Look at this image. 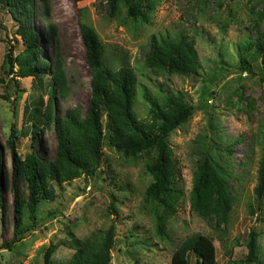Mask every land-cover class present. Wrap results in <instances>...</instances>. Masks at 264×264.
<instances>
[{
	"label": "rangeland",
	"instance_id": "374dc122",
	"mask_svg": "<svg viewBox=\"0 0 264 264\" xmlns=\"http://www.w3.org/2000/svg\"><path fill=\"white\" fill-rule=\"evenodd\" d=\"M106 2L48 0L47 16L36 4L35 26L45 36L43 56L51 61V69L60 64L67 81L64 95L56 88L53 111L63 117L70 108L85 111L89 103L90 69L79 30V23L86 24L103 45L105 63L114 68L126 64L136 73L133 111L138 120L149 119L144 89L155 96L181 92L184 103L191 106L188 120L167 137L181 170L180 204L167 221L165 235L159 237L154 204L145 201V190L152 180L144 159L125 157L105 145L95 175L56 186L54 201H42L37 206L36 227L9 249L4 245L13 237V196L10 187L4 190L0 264H43L45 250L64 240L68 232L83 239L98 230L106 231L110 225L115 230L110 264H171L175 249L195 234L213 239L219 264L239 262L247 254L250 230L258 235V257L264 261V199L259 207L254 192L264 132V81L259 79L258 59L252 62L249 74L241 71L238 56L239 44L253 41L258 32H264V21L257 20L264 0H159L147 23L130 19L124 6H119L117 16L109 17ZM48 25L55 27V34L47 31ZM16 29L0 3V67L11 48L14 54L23 50ZM166 35H186L194 41L200 64L196 75L181 77L145 67L143 59L150 38ZM50 83L49 76H43L42 81L17 79L0 70V96L6 98L0 99V148L8 181L11 163L7 139L11 127L17 133L18 154L24 156L31 151L33 134L42 129L34 150L49 159L54 156L55 135L43 123ZM203 157H208L228 182L234 199L227 224L217 231L214 221L190 209L192 177ZM19 190L27 199L25 185L20 184ZM24 222L30 224L27 211ZM72 254L73 250L59 246L50 264H68ZM188 260L195 264L192 254Z\"/></svg>",
	"mask_w": 264,
	"mask_h": 264
},
{
	"label": "trees",
	"instance_id": "16d2710c",
	"mask_svg": "<svg viewBox=\"0 0 264 264\" xmlns=\"http://www.w3.org/2000/svg\"><path fill=\"white\" fill-rule=\"evenodd\" d=\"M73 1L77 3L84 0ZM201 1L209 3L211 0ZM0 3L16 23L15 35L23 45V50L18 54H14L12 48L7 52L0 70L17 79L42 81L43 76L50 77L43 123L53 131L56 140L53 158L44 157L34 150L36 137L43 132L42 129L36 130L32 137L31 151L21 156L16 151L17 133L11 127L7 139L11 163L10 181L0 148V206L5 189L10 187L13 196V237L4 247L12 248L36 227L37 206L42 201H54L56 186L61 187L81 176L95 175L101 165L105 145L125 157L144 159L146 172L152 180L145 190V201L153 202L156 233L163 237L167 221L175 215L183 196L178 186L181 170L173 158L167 137L191 115L192 108L184 103V94L161 92L160 96H155L144 89L143 100L149 107V119L138 120L133 111L137 94L136 73L126 64L114 68L105 63L104 48L97 34L86 24L79 23L86 62L90 69L89 103L85 111L74 107L68 109L63 117L56 115L53 111L55 91L57 88L64 95L67 81L60 64L57 63L51 69V61L43 56L42 40L45 36L38 31L34 21L36 4L44 16L49 15L48 0H0ZM106 3L111 18L119 14V6H124L130 19L147 23L159 0H107ZM257 20L264 21V9L258 13ZM47 31L55 34V27L48 25ZM238 56L241 71L249 74L252 73V62L258 59L259 79L264 81V32H258L253 41L239 44ZM143 63L152 71L181 77L196 75L200 69L195 43L186 35L152 36ZM0 99L6 98L1 95ZM20 184L26 187L27 199L21 195ZM254 192L257 205L261 207L264 199V132ZM189 203L192 212L215 222L216 231L220 225L227 224L234 199L228 182L208 157L199 161L193 174ZM26 211L30 224L24 222ZM114 239L113 225L104 232L98 230L83 239L68 232L64 240L51 244L45 250L43 264H50L51 256L59 246L73 250L68 264H110ZM246 250L244 260L229 261L227 264H264L258 257V235L254 230L248 233ZM190 254L195 264H219L213 239L208 236L195 234L184 239L173 252L171 264H190ZM226 255L231 257L229 253ZM136 264L143 263L137 261Z\"/></svg>",
	"mask_w": 264,
	"mask_h": 264
}]
</instances>
